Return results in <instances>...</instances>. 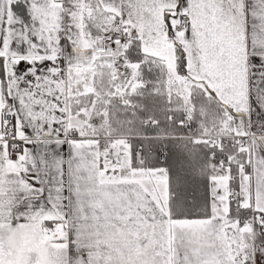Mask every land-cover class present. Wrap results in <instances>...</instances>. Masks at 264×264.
<instances>
[{"label":"snow or ice","instance_id":"snow-or-ice-1","mask_svg":"<svg viewBox=\"0 0 264 264\" xmlns=\"http://www.w3.org/2000/svg\"><path fill=\"white\" fill-rule=\"evenodd\" d=\"M0 264H264V0H0Z\"/></svg>","mask_w":264,"mask_h":264}]
</instances>
